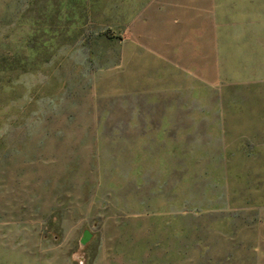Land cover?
I'll return each instance as SVG.
<instances>
[{
	"label": "rangeland",
	"instance_id": "rangeland-1",
	"mask_svg": "<svg viewBox=\"0 0 264 264\" xmlns=\"http://www.w3.org/2000/svg\"><path fill=\"white\" fill-rule=\"evenodd\" d=\"M0 264H264V0H0Z\"/></svg>",
	"mask_w": 264,
	"mask_h": 264
},
{
	"label": "water",
	"instance_id": "water-1",
	"mask_svg": "<svg viewBox=\"0 0 264 264\" xmlns=\"http://www.w3.org/2000/svg\"><path fill=\"white\" fill-rule=\"evenodd\" d=\"M85 240H87V239H85Z\"/></svg>",
	"mask_w": 264,
	"mask_h": 264
}]
</instances>
